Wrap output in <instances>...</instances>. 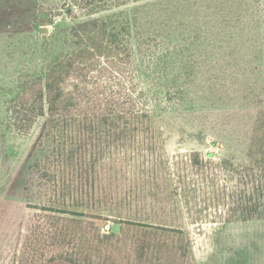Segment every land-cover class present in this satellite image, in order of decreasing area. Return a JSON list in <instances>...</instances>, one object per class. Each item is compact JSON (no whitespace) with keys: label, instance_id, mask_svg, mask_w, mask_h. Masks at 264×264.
Wrapping results in <instances>:
<instances>
[{"label":"trees","instance_id":"obj_1","mask_svg":"<svg viewBox=\"0 0 264 264\" xmlns=\"http://www.w3.org/2000/svg\"><path fill=\"white\" fill-rule=\"evenodd\" d=\"M19 1L0 0V19ZM70 2L85 18L41 30V69L14 80L0 113L2 151L43 118L11 182L47 197L19 264H192L199 204L222 222L264 219V0ZM48 9L39 22L54 23ZM152 98L191 112L255 106L244 159L170 156Z\"/></svg>","mask_w":264,"mask_h":264},{"label":"rangeland","instance_id":"obj_2","mask_svg":"<svg viewBox=\"0 0 264 264\" xmlns=\"http://www.w3.org/2000/svg\"><path fill=\"white\" fill-rule=\"evenodd\" d=\"M40 3H44L47 10L39 8L37 4ZM69 4L70 0H28L25 3L23 0V4L20 1L13 3V11L9 7L0 19V113L5 110V94L10 91L14 80L41 69L40 48L45 40L42 27L47 28L46 33L52 34L85 18L80 11L68 7ZM50 6L58 7L54 23L39 22L36 15L41 12L46 16ZM4 7H7L6 0ZM143 81L150 95L155 88H151L150 82ZM151 101L156 108L165 111L160 116L159 125L163 128L165 148L170 156L201 150L204 153L213 151L216 160L244 159L256 116L255 106L206 107L191 112L184 105L176 106L166 101L155 103L153 98ZM42 122L43 118H40L28 135H10L5 151L0 150V264H19L28 226L35 214L41 212L36 206L47 200L36 188L27 191L11 189L13 177L25 161ZM213 141L217 145H212ZM196 210L201 211V218L192 220L188 214L186 225L192 264H264V219L222 222L214 218L216 213L203 204H199ZM95 222L104 232H108L107 227L111 226V222L105 219H95Z\"/></svg>","mask_w":264,"mask_h":264},{"label":"water","instance_id":"obj_3","mask_svg":"<svg viewBox=\"0 0 264 264\" xmlns=\"http://www.w3.org/2000/svg\"><path fill=\"white\" fill-rule=\"evenodd\" d=\"M47 28L44 26L42 27L43 33H46ZM112 230L113 231H120V225L118 223H112Z\"/></svg>","mask_w":264,"mask_h":264},{"label":"built area","instance_id":"obj_4","mask_svg":"<svg viewBox=\"0 0 264 264\" xmlns=\"http://www.w3.org/2000/svg\"><path fill=\"white\" fill-rule=\"evenodd\" d=\"M110 227H111V226H108V227H107V231H109Z\"/></svg>","mask_w":264,"mask_h":264}]
</instances>
